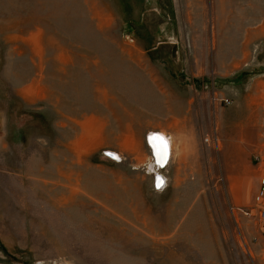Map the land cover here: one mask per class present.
<instances>
[{
  "label": "rangeland",
  "instance_id": "1",
  "mask_svg": "<svg viewBox=\"0 0 264 264\" xmlns=\"http://www.w3.org/2000/svg\"><path fill=\"white\" fill-rule=\"evenodd\" d=\"M261 84L264 0H0V264H264Z\"/></svg>",
  "mask_w": 264,
  "mask_h": 264
},
{
  "label": "crops",
  "instance_id": "2",
  "mask_svg": "<svg viewBox=\"0 0 264 264\" xmlns=\"http://www.w3.org/2000/svg\"><path fill=\"white\" fill-rule=\"evenodd\" d=\"M257 89H258V87H257ZM259 89H263L264 90V84H261L260 85V88ZM253 103H254V109H258V110H262V109H264V102H262V103H256V102H254L253 101ZM249 104V105H248ZM252 104V102H247V104L246 105H242V106H239L238 108L237 107H231V110L229 111V116H230V114L231 115H233V114H235V116H234V118H236V117H240V114H241V110L242 109H249V107L250 106H252L251 105ZM256 104V105H255ZM263 113H261V115H262ZM246 116V113L245 114H243L240 118H242V117H245ZM251 116V115H250ZM252 117V116H251ZM259 117V114H258V112H257V110H255V113H254V115H253V117L252 118H250V120H253V119H257ZM261 118H263L262 116H260ZM218 121V120H217ZM229 121L230 120H227V122H226V124L227 123H229ZM185 122V121H184ZM239 122V121H238ZM218 124V126H219V124H220V121H218L217 122ZM249 123H250V121H249ZM248 122L247 123H245V122H242L241 124L239 123H236L237 125H241V126H244V127H242V128H239V127H233V124H231L232 125V127H231V129H228V130H230V133L228 134V135H226L225 136V141L223 142V144H222V146H221V149H222V151L221 150H219L218 151V163L220 164V166H222L223 167V170H224V172H225V179H226V181L228 180V181H230L229 179H234V176H236L237 177V181L239 180V179H242L243 177H242V175H241V172L238 170V169H236V168H234V165H235V163H236V160H235V156H234V154H233V149H236V152H239L240 151V153H244V151L245 150H247L248 148H250L251 146H250V142L248 141V133H249V131L248 130H250V128H247V127H249V124ZM182 125H185L184 126V128L185 127H187V124L186 123H184V124H182ZM185 130V129H184ZM196 130L197 129H193V131H191V134L189 135V136H187V143H189L190 142V139L192 140V141H196L197 140V142H198V137L201 135L200 133H197L196 132ZM193 132V133H192ZM180 133L182 134V135H184V134H186V135H188L189 133H184V131L183 130H179V133H178V131H176V135L177 134H179L178 136H179V138H178V140H177V145H176V150H178L177 152H176V154L173 156L174 158L172 159V160H174L175 158H176V162H177V164H180V166L181 165H184V155H186L185 154V152L187 153V151H186V149H189V148H191V150H192V153L195 155V153H197L198 155H200V153L198 152V145H197V143L196 144H193V145H190V147H188V145H187V143H185V142H183L181 139H180ZM82 134H83V132H82ZM184 137V136H183ZM190 138V139H189ZM195 138H196V140H195ZM87 141H88V139H87ZM102 146V145H101ZM91 145L87 142V144H86V151H85V153H82L81 155L82 156H87V155H89V152H91V153H93V152H95L96 150H98L99 149V147H100V145L99 144H96L94 147H91ZM90 148V149H89ZM181 148L182 149H184L185 151H181ZM253 150L256 148L257 150H261L260 151V153H261V157L263 156V150L262 149H260V147L259 146H257V145H255L254 144V146L253 147H251ZM181 152H180V151ZM195 152V153H194ZM195 157V156H194ZM263 159V158H262ZM261 159V160H262ZM253 160H256V157H253ZM257 161H258V158H257ZM172 162V161H171ZM264 163H262V161H261V165H263ZM260 165V166H261ZM261 170V169H260ZM262 171V170H261ZM243 173V172H242ZM260 176H262V175H260ZM259 180V179H258ZM175 181V180H174ZM227 181V182H228ZM20 184L21 183H18V184H16V183H12V184H10V183H8V181L6 182V183H2L1 185H19V187H20ZM155 185H157V183L155 184ZM177 185V184H176ZM22 187V186H21ZM155 190H157L156 188H155Z\"/></svg>",
  "mask_w": 264,
  "mask_h": 264
},
{
  "label": "snow or ice",
  "instance_id": "3",
  "mask_svg": "<svg viewBox=\"0 0 264 264\" xmlns=\"http://www.w3.org/2000/svg\"><path fill=\"white\" fill-rule=\"evenodd\" d=\"M148 142L154 150V154L157 159V163H163L167 157V141L161 134H152L148 137ZM112 155V154H109ZM115 159L116 157L113 156ZM159 188V183L157 184Z\"/></svg>",
  "mask_w": 264,
  "mask_h": 264
},
{
  "label": "bare ground",
  "instance_id": "4",
  "mask_svg": "<svg viewBox=\"0 0 264 264\" xmlns=\"http://www.w3.org/2000/svg\"><path fill=\"white\" fill-rule=\"evenodd\" d=\"M229 103V102H228ZM164 138H165V135H163V134H161ZM166 139V138H165ZM166 141H167V157H166V160L168 159V156H169V152H170V143H169V141H168V139H166ZM149 147L151 148L150 149V151L152 152V154H153V157H154V150H153V148L150 146V144H149ZM107 155H109V154H107ZM111 157H113L114 155H110ZM156 157V156H155ZM155 157H154V159H155ZM114 159V158H113ZM114 160H116V159H114ZM166 160L163 162V163H157V159L155 160L156 161V163L160 166V167H162L164 164H165V162H166ZM264 180V178H261L260 179V181L261 180ZM160 182H161V179L160 178H158L157 179V183H159L160 184ZM261 186V185H260ZM259 191H263L262 193H263V195H262V197L264 196V189H258V193H259Z\"/></svg>",
  "mask_w": 264,
  "mask_h": 264
},
{
  "label": "built area",
  "instance_id": "5",
  "mask_svg": "<svg viewBox=\"0 0 264 264\" xmlns=\"http://www.w3.org/2000/svg\"><path fill=\"white\" fill-rule=\"evenodd\" d=\"M223 103H224V105H229V103L227 102V101H223ZM204 143L206 144L207 143V140L206 139H204ZM208 144V143H207ZM260 189L262 190V189H264V180L262 179L261 181H260ZM263 191H259V193L257 194V199H256V202L259 200V198H261L262 197V195H263V193H262Z\"/></svg>",
  "mask_w": 264,
  "mask_h": 264
},
{
  "label": "trees",
  "instance_id": "6",
  "mask_svg": "<svg viewBox=\"0 0 264 264\" xmlns=\"http://www.w3.org/2000/svg\"><path fill=\"white\" fill-rule=\"evenodd\" d=\"M247 77H248V73L242 72L235 78L234 82L240 83V82H242V80H244V78H247Z\"/></svg>",
  "mask_w": 264,
  "mask_h": 264
},
{
  "label": "water",
  "instance_id": "7",
  "mask_svg": "<svg viewBox=\"0 0 264 264\" xmlns=\"http://www.w3.org/2000/svg\"><path fill=\"white\" fill-rule=\"evenodd\" d=\"M149 143V142H148ZM149 145V144H148ZM154 157H155V155H154ZM155 160H156V157H155Z\"/></svg>",
  "mask_w": 264,
  "mask_h": 264
}]
</instances>
